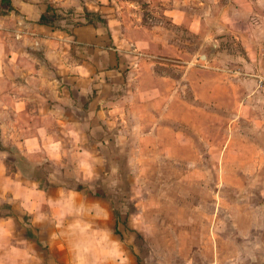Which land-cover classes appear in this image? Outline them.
Here are the masks:
<instances>
[{
    "label": "crops",
    "instance_id": "1",
    "mask_svg": "<svg viewBox=\"0 0 264 264\" xmlns=\"http://www.w3.org/2000/svg\"><path fill=\"white\" fill-rule=\"evenodd\" d=\"M67 1L76 19L65 0L0 8V204L12 212L0 264H143L104 194L144 193L155 165L182 182L183 161L194 184L215 152L237 204L253 195L264 219V0H144L152 24L108 0ZM221 41L241 50L234 72L203 52Z\"/></svg>",
    "mask_w": 264,
    "mask_h": 264
},
{
    "label": "rangeland",
    "instance_id": "2",
    "mask_svg": "<svg viewBox=\"0 0 264 264\" xmlns=\"http://www.w3.org/2000/svg\"><path fill=\"white\" fill-rule=\"evenodd\" d=\"M108 1L118 4L123 10L138 11L144 15L145 23H155L156 17L147 11L148 4L144 0ZM67 2L65 0V15L68 19H76L79 13ZM181 38L183 49L190 52L186 43L188 38L184 34ZM240 51L229 41H221L217 47L203 50L206 56H216L214 68L233 72L237 67L233 60H237ZM171 75L175 77L179 74L175 72ZM207 158L208 161L204 157L199 158L197 169H208L209 176L193 178V182L197 181L194 184L189 183V177L184 173L195 166L183 161L176 167V172L183 176L182 182L175 184V176H159L155 165L149 170L151 175L142 177L143 181L139 179L144 185V193H127L126 185L121 184L118 186L120 192L104 194L115 207L119 221L128 219L127 231L130 235L127 240L135 247L143 264H264V219L262 215L254 217L253 213L254 201L258 200L252 195L250 208L237 204L238 195L241 196L237 193V178L226 177L224 182L219 172L221 162L217 152ZM232 158L225 163L227 169H236L239 165ZM117 163L121 164V161ZM153 172L156 174L153 175ZM224 185L228 186L225 191ZM239 208L245 214L241 215ZM0 213L2 216L12 215L11 209H0ZM251 222L258 225L262 222L256 226V232L251 230ZM246 232L253 237L247 239L246 235L244 240ZM228 234L234 235L233 239H228Z\"/></svg>",
    "mask_w": 264,
    "mask_h": 264
},
{
    "label": "trees",
    "instance_id": "3",
    "mask_svg": "<svg viewBox=\"0 0 264 264\" xmlns=\"http://www.w3.org/2000/svg\"><path fill=\"white\" fill-rule=\"evenodd\" d=\"M0 8L4 9V10H7V11L12 10V7L10 5V0H0ZM85 15H86L87 18H95L96 21H98L100 23H104L103 20L97 14H88V13H86ZM0 209L10 210V207L8 205L4 204L3 206H0ZM2 215L3 214L0 213V216H2ZM115 216H117V212L116 211H115Z\"/></svg>",
    "mask_w": 264,
    "mask_h": 264
},
{
    "label": "built area",
    "instance_id": "4",
    "mask_svg": "<svg viewBox=\"0 0 264 264\" xmlns=\"http://www.w3.org/2000/svg\"><path fill=\"white\" fill-rule=\"evenodd\" d=\"M262 50L264 51V43H263V45H262Z\"/></svg>",
    "mask_w": 264,
    "mask_h": 264
}]
</instances>
